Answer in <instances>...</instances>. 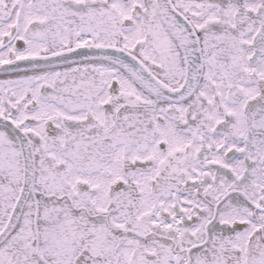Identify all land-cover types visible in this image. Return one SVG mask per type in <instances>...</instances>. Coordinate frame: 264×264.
I'll list each match as a JSON object with an SVG mask.
<instances>
[{"label": "snow or ice", "instance_id": "obj_1", "mask_svg": "<svg viewBox=\"0 0 264 264\" xmlns=\"http://www.w3.org/2000/svg\"><path fill=\"white\" fill-rule=\"evenodd\" d=\"M0 264H264V0H0Z\"/></svg>", "mask_w": 264, "mask_h": 264}]
</instances>
